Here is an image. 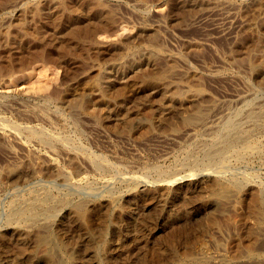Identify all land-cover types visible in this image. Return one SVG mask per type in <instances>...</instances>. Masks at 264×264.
Returning a JSON list of instances; mask_svg holds the SVG:
<instances>
[{
    "label": "rangeland",
    "instance_id": "obj_1",
    "mask_svg": "<svg viewBox=\"0 0 264 264\" xmlns=\"http://www.w3.org/2000/svg\"><path fill=\"white\" fill-rule=\"evenodd\" d=\"M16 1L0 264H264V0H96L108 29L64 56L74 20L27 10L61 0Z\"/></svg>",
    "mask_w": 264,
    "mask_h": 264
},
{
    "label": "bare ground",
    "instance_id": "obj_2",
    "mask_svg": "<svg viewBox=\"0 0 264 264\" xmlns=\"http://www.w3.org/2000/svg\"><path fill=\"white\" fill-rule=\"evenodd\" d=\"M5 1L7 2L8 0H0V8L3 6V4L5 3ZM16 1V0H15ZM19 1V0H18ZM55 1V0H54ZM102 1V0H101ZM185 1V0H184ZM17 2V1H16ZM20 2V1H19ZM12 3V2H11ZM34 4V3H33ZM43 4V2H42ZM263 4V3H262ZM41 5V4H39ZM5 6V5H4ZM13 6V5H12ZM31 6H29V8H27L28 11H31L32 14L34 15H39L41 13V11H44V9L46 10V8H48L50 10V8H54V11L52 12V15H51V22H53V25L55 27V24L58 26V35L59 32L62 31L60 25H62V21L64 18H67V19H72L74 20V24H70V28L68 27L66 33L63 34V46L58 50L59 51V54H61L62 56L68 54V53H73V51H76L77 53H80V54H83L84 52H93V49L92 51H90L91 49H89V45H86L85 43H83V38L86 37V36H92L97 33L98 31H101L102 29H108L106 28L109 24V22L113 19H111V16L107 13L109 12H106L104 10L105 9V6H104V9L101 7V4H99V2H96L93 1V0H61V1H58V2H52V1H46V3L42 6V7H34L33 6V9H30ZM3 9V8H2ZM178 9V8H177ZM110 10V9H109ZM21 11V10H20ZM27 11V13H29ZM25 12V11H24ZM78 12H80L81 14H83L84 17H82L80 19V17H78L77 15ZM83 12V13H82ZM112 12V10H111ZM19 13V12H18ZM22 13V12H21ZM18 14L17 16V23H19L18 25L19 26H23L24 23H25V18L27 19V16H25V14ZM45 13V11L43 12V14ZM30 14V13H29ZM51 14V13H50ZM27 15V14H26ZM33 15V16H34ZM42 15V14H41ZM40 15V17L42 18V16ZM25 16V17H24ZM32 16V15H31ZM31 16H29L31 18ZM35 16V18L37 17ZM38 17V18H40ZM47 17V16H46ZM45 17V18H46ZM32 19V18H31ZM34 19V18H33ZM32 19V21H33ZM37 19V18H36ZM49 20L50 18H46V20ZM111 19V20H110ZM30 20V19H29ZM41 20V19H40ZM27 21V20H26ZM35 21V19H34ZM39 21V20H37ZM66 21V20H65ZM45 22V21H44ZM50 22V21H49ZM67 22V21H66ZM114 22V21H113ZM16 23V22H15ZM28 24V23H27ZM90 24V26H88ZM112 24V23H111ZM110 24V25H111ZM17 25V26H18ZM51 25V26H53ZM21 26V27H22ZM32 26V25H31ZM26 26H24V28L22 30L25 29ZM33 27V26H32ZM38 27V26H37ZM34 28L32 30V33H29L32 35L33 38L35 39H41L44 41L45 45L50 43L53 39H54V36L53 35H50V34H46L44 33L41 28ZM16 28V27H15ZM29 28V27H28ZM104 29V30H105ZM111 29V28H110ZM18 30V29H17ZM26 30V29H25ZM24 30V31H25ZM30 31V29H29ZM65 31V30H64ZM113 32V30H111ZM115 31V30H114ZM52 32V31H51ZM108 32V31H107ZM110 32V31H109ZM108 32V34H109ZM1 33V31H0ZM13 33V32H12ZM22 33V32H21ZM105 33V32H104ZM102 33V34H104ZM8 34V33H7ZM15 34V33H13ZM27 34V32L25 33ZM54 34V33H53ZM57 34V33H55ZM62 34V33H61ZM101 34V35H102ZM111 34V33H110ZM100 35V34H98ZM106 35V34H105ZM8 36V35H7ZM6 36V37H7ZM5 37V38H6ZM25 37V36H24ZM106 37V36H105ZM8 38V37H7ZM126 38V36H125ZM29 39V38H28ZM26 40L24 42L25 44V47L28 48V46L30 45V40ZM94 39V38H93ZM19 40V39H18ZM86 40V39H85ZM8 41V40H7ZM15 41V40H14ZM42 41V42H43ZM3 42V41H2ZM13 43V42H12ZM95 43V42H94ZM96 44V43H95ZM14 45V44H13ZM23 45V44H22ZM50 46V45H49ZM92 46V45H91ZM41 47H43L41 45ZM40 47V48H41ZM12 48H14L12 46ZM11 48V49H12ZM25 48V49H26ZM10 49V50H11ZM27 50V49H26ZM98 50V49H97ZM116 50V49H115ZM114 50V51H115ZM7 52V51H6ZM33 51H29V53H32ZM37 52V51H36ZM12 53V52H11ZM6 55V54H5ZM13 55V54H12ZM15 55V54H14ZM51 55V54H50ZM50 55H46V58L47 59H51V56ZM78 55V54H76ZM91 55V54H90ZM94 55V54H93ZM151 55V54H150ZM35 56V55H34ZM8 59L10 58L11 59V55L8 57L6 56ZM5 57V58H6ZM85 57V56H84ZM27 58V57H26ZM37 58V57H36ZM43 58H45L43 56ZM42 58V59H43ZM62 58V57H61ZM60 58V59H61ZM65 58V57H64ZM79 58V57H78ZM96 58V57H95ZM4 59V58H2ZM1 60V59H0ZM40 60V59H38ZM48 60V61H49ZM54 60V59H52ZM84 60V59H83ZM81 61V59H80ZM94 61V60H93ZM13 62V61H12ZM25 63V62H24ZM3 65V64H2ZM9 68V67H7ZM1 69V68H0ZM159 69V68H158ZM7 70V69H6ZM4 71L7 73V71ZM153 70V69H152ZM155 71V70H154ZM4 73V74H6ZM1 75V74H0ZM166 75V74H165ZM14 76V75H13ZM155 77V76H154ZM158 77V76H157ZM148 80V79H147ZM93 82V81H92ZM123 83V82H122ZM44 85V84H43ZM129 85V84H128ZM141 85V84H140ZM136 86V85H135ZM82 87V86H81ZM63 91V90H62ZM57 92V91H56ZM88 92V91H87ZM55 93V92H54ZM58 96V94H57ZM81 99V98H80ZM72 100V99H71ZM67 101V100H66ZM65 103V102H64ZM76 103V102H75ZM71 104V103H70ZM74 107V106H73ZM85 108V107H84ZM100 165V164H99ZM227 191V190H225ZM81 231V230H80ZM213 262H216L215 260Z\"/></svg>",
    "mask_w": 264,
    "mask_h": 264
}]
</instances>
